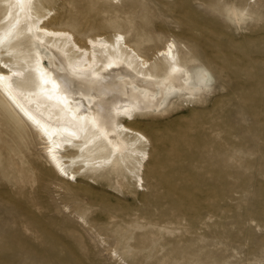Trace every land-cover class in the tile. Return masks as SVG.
I'll return each mask as SVG.
<instances>
[{"label": "rangeland", "instance_id": "374dc122", "mask_svg": "<svg viewBox=\"0 0 264 264\" xmlns=\"http://www.w3.org/2000/svg\"><path fill=\"white\" fill-rule=\"evenodd\" d=\"M33 12L79 39L120 32L148 58L173 42L193 91L136 118L151 142L137 184L129 161L60 180L0 100V264H264V0H37Z\"/></svg>", "mask_w": 264, "mask_h": 264}, {"label": "bare ground", "instance_id": "6f19581e", "mask_svg": "<svg viewBox=\"0 0 264 264\" xmlns=\"http://www.w3.org/2000/svg\"><path fill=\"white\" fill-rule=\"evenodd\" d=\"M36 1H5L1 102L41 141L45 163L60 180L76 182L80 170L91 173L129 161L135 184L142 182L151 142L134 128L136 118L159 108L170 92L193 91L177 63L176 46L168 42L148 58L120 32L110 39H79L54 27L53 14H35ZM158 59L168 64L162 77L151 72L156 64L161 74L162 67L152 63Z\"/></svg>", "mask_w": 264, "mask_h": 264}]
</instances>
